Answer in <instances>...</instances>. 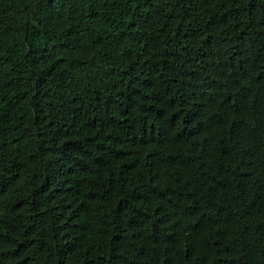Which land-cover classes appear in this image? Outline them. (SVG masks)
I'll return each mask as SVG.
<instances>
[{"label": "trees", "instance_id": "trees-1", "mask_svg": "<svg viewBox=\"0 0 264 264\" xmlns=\"http://www.w3.org/2000/svg\"><path fill=\"white\" fill-rule=\"evenodd\" d=\"M0 264H264V0H0Z\"/></svg>", "mask_w": 264, "mask_h": 264}]
</instances>
